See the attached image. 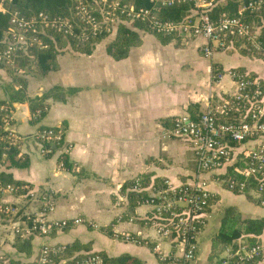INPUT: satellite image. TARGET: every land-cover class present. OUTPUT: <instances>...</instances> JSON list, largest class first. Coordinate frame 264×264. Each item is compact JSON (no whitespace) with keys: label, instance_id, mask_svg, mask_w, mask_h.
I'll return each mask as SVG.
<instances>
[{"label":"crops","instance_id":"obj_1","mask_svg":"<svg viewBox=\"0 0 264 264\" xmlns=\"http://www.w3.org/2000/svg\"><path fill=\"white\" fill-rule=\"evenodd\" d=\"M145 32L138 31L140 45L132 47L123 59L107 53L110 40L96 43L90 53L65 46L55 55L56 70L43 77H26L27 98L55 86L74 89L64 93V100L48 98L39 121L46 126H64L65 143L72 146L66 156L69 167L65 169L58 167L57 152H41V144L33 137L37 126L31 121L28 103L14 96L21 85L0 68V99L12 96L8 104L13 110L14 127L23 137L19 153L27 161L23 167L8 169L23 183L25 191L2 196L17 214L13 218L0 215V226L11 230L20 222L24 228L29 218L39 214L49 221L83 219L81 224L46 237L30 236L32 250L28 255L17 252L13 233L0 232V256L4 259L24 261L43 244L78 241L92 252L108 257L126 253L141 264H219L225 246L215 237L224 208L235 207L243 217L264 218V206L254 196L230 191L215 174L212 177L197 171L190 142L166 136L172 119L189 114L190 105L201 114L235 92L228 70L243 67L264 81V62L238 52H219L225 57L235 56L233 62L216 59V53L206 57L201 51L202 38H198L196 53L181 60L177 48L186 45L183 41L189 38L173 37L163 43L154 34L156 38L144 45L141 34ZM135 181L140 183L139 191L133 188ZM203 181L215 199L197 235L196 255L185 260L179 250L157 234L149 222L151 207L140 200L165 183L181 186ZM217 181L219 184H215ZM132 193L136 194L134 198ZM127 235L138 242L126 240ZM256 264H264V260Z\"/></svg>","mask_w":264,"mask_h":264},{"label":"built area","instance_id":"obj_2","mask_svg":"<svg viewBox=\"0 0 264 264\" xmlns=\"http://www.w3.org/2000/svg\"><path fill=\"white\" fill-rule=\"evenodd\" d=\"M12 0H0V12L9 15L4 46L0 47V66L16 74L18 52L28 47L48 48V44L35 32L45 33L49 28L76 44L93 38L115 36L121 26L131 27L135 22L143 23L159 35H179L184 38H202L201 51L212 57L219 52H244L264 62V0H235L238 14L212 17L209 11L228 0H148L150 7L138 5L136 0H73L72 16H51L39 12L25 16L20 10L9 8ZM190 4L186 15L179 21L166 20L159 11L176 5ZM259 16L260 23L247 21L249 16ZM236 85L235 92L222 98L214 109L202 112L198 119L189 114L175 116L166 136L185 139L190 142L200 174H215L226 189L254 196L264 206V92L260 79L245 81V74L228 70ZM252 86L251 89H247ZM251 90V91H250ZM47 109H37L31 114L36 120L35 135L41 144L42 153H58V167L65 169L66 156L71 144L65 143L63 125L41 126L38 118ZM230 112L233 120H224ZM0 143L14 146L18 150L23 137L14 127L12 107L0 105ZM221 116L223 118H221ZM233 143L235 145H233ZM3 153L2 157H5ZM18 156L24 158L21 153ZM1 162H4L3 159ZM252 184L255 186L252 187ZM135 190H140L135 181ZM16 194L17 189L0 180V215L13 218L17 209L12 203L3 201L4 194ZM211 193L205 182L173 186L169 183L140 202L151 207L149 222L157 234L169 241L185 260H192L197 250V235L204 225L206 208ZM83 223V219L47 220L42 215L29 218L23 228L20 222L13 225L12 233L21 239L37 235L46 237L52 232L70 225ZM131 242H138L132 236H125ZM63 245L43 244L38 252L25 264H104L100 253H88L82 257H64ZM4 257L0 256V260ZM264 259V236L255 245H241L236 251L225 246L220 264H249ZM0 264H8L4 259Z\"/></svg>","mask_w":264,"mask_h":264},{"label":"trees","instance_id":"obj_3","mask_svg":"<svg viewBox=\"0 0 264 264\" xmlns=\"http://www.w3.org/2000/svg\"><path fill=\"white\" fill-rule=\"evenodd\" d=\"M138 5H142L145 7H150L151 4L148 0H136ZM235 0H228L226 2L220 3L214 6L210 11V15L212 17H218L223 15H236L238 14V6ZM7 6L9 8H15L21 11L25 16H30L33 14H37L39 12L47 13L51 16H72V6L73 0H12L11 4ZM188 9H190V4L176 5L170 8H164L159 11V16L166 20H181L187 13ZM247 21H254L260 23L259 16H249L246 18ZM9 25V15L6 13L0 12V47L4 46V37L7 27ZM264 29V26H263ZM139 30H144L156 34L150 31L147 26L143 23L135 22L131 27L121 26L118 28V31L113 39H111L106 44L107 53L115 58V59H123L128 55L129 50L132 47L139 46L141 43V38L138 33ZM38 36H40L47 44L48 48L39 49L36 47H28L25 50L18 52V59L16 63L17 71L14 74L11 70H6L8 75L13 79L14 83H19L21 88L18 91L14 92V96L19 98V100H25L28 103L31 114L34 113L37 109H42L44 106H47L46 100L50 97L57 100H64V93L73 92L74 89L64 90L61 87L55 86L51 88L49 91L42 93L39 96H35L33 98L25 97V80L26 77L36 76L43 77L48 72L56 70L58 68V63L55 58L56 51L59 48L70 46L75 51L81 53H90L93 46L100 42L104 36H99L93 38L84 43L76 44L71 39H65L60 33L55 30L45 28V33L35 32ZM159 40L163 43L167 42L173 37H180L179 35H159ZM243 55H246L242 52ZM252 57V56H251ZM0 68H2L0 66ZM234 72L245 74L243 79L247 81H252L257 78L256 75L252 72H247L243 67H235L233 68ZM218 73V70L215 71ZM260 85L264 92V81L260 79ZM252 86H248L247 89L252 90ZM250 90V91H251ZM12 100V96L7 99V97L0 99V105L9 103ZM45 112L41 114L38 118L43 117ZM189 115L193 119H198L200 114L197 111V107L195 105L189 106ZM235 113L230 112L226 116H224V120H233L235 118ZM1 116V114H0ZM221 118H223L221 116ZM32 123L36 122V120H32ZM168 124V123H167ZM41 126H44L40 124ZM171 126V122H170ZM170 128V127H169ZM233 145H235L233 143ZM3 153H6L5 157H2ZM19 150L14 146H7V143H0V180L6 183H10L14 185L17 189V193H22L25 191V188L22 187V182L20 180L15 179L8 169L11 167H23L26 165L27 161L25 158L18 156ZM3 159L4 162H1ZM6 163V164H5ZM66 167H69V163L65 160ZM130 182V181H129ZM255 185L252 184V187ZM141 193V192H140ZM134 198L136 194H131ZM214 196H211L208 202V206L206 211L209 209L212 204ZM264 236V218H251V217H243L241 213L232 206H228L224 208L223 215L220 220L219 231L215 237V239L222 246H230L234 251H236L242 244L246 247H250L252 245L257 244L262 237ZM14 247L19 253L30 254L32 250V243L28 239L16 238L14 242ZM64 252L63 256L70 257H82L86 256L88 253H92L89 250L87 244L80 243L78 241H74L72 243L63 245ZM97 253V252H93ZM104 258V264H141L140 260L134 256H131L126 253H122L115 257H108L103 253H100ZM29 260V259H28ZM28 260H20L15 259L13 257H9L7 259L8 264H25ZM264 260V259H263ZM257 262H251L249 264H256ZM220 264V262H219Z\"/></svg>","mask_w":264,"mask_h":264},{"label":"rangeland","instance_id":"obj_4","mask_svg":"<svg viewBox=\"0 0 264 264\" xmlns=\"http://www.w3.org/2000/svg\"><path fill=\"white\" fill-rule=\"evenodd\" d=\"M141 37L143 38V43L144 45L145 44H149L151 40H154L156 38V35L154 34H150L148 32H145V33H142L141 34ZM114 37L111 36V37H108V38H103L102 40L106 41V40H111L113 39ZM186 43V45H183V46H179L177 48V56L179 57V59L181 60H184L187 58V56H189L190 54H195L196 53V47H197V44H199L200 42V39H184ZM107 42V41H106ZM60 49V48H59ZM59 52L60 50H57L56 51V55H59ZM228 53V52H227ZM226 55L224 53H216L215 54V58L216 59H220V60H223L225 58H227L230 62H233L232 58H234L235 56H231V57H225ZM226 60V59H225ZM227 61V60H226ZM224 66L226 65V63L223 64ZM224 82H229V78L227 75H224ZM215 184H219V182H215ZM210 226V225H209ZM203 227V226H202ZM0 232L4 235H10L12 232L10 230V227L9 226H6V225H3V226H0ZM214 261L216 262L217 260V257L214 256L213 257ZM4 259L0 260V262L2 263Z\"/></svg>","mask_w":264,"mask_h":264}]
</instances>
